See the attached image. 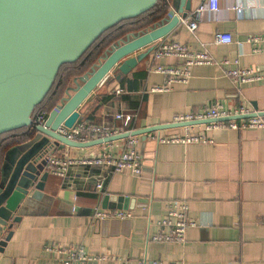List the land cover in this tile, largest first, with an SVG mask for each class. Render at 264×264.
<instances>
[{"label":"crops","instance_id":"0c3cea01","mask_svg":"<svg viewBox=\"0 0 264 264\" xmlns=\"http://www.w3.org/2000/svg\"><path fill=\"white\" fill-rule=\"evenodd\" d=\"M203 2L191 0L185 18ZM219 3L218 11L202 14L194 34L180 20L161 40L178 41L192 51L207 50L217 61L228 60L231 67L238 61L264 73V53H253L251 43L245 42L247 35L264 33V0ZM218 32L230 33L233 42L215 44ZM155 65L183 66V59H155L150 53L127 73L112 69L80 105V117L97 96L108 98L99 111V124L110 128L120 124L116 128L122 133L170 124L177 114L205 112L215 103L224 109L244 107L249 114L264 112V79L245 83L237 91L222 68L193 65L186 82L175 81L164 91H153L166 80L153 71ZM116 113L132 115V126L116 120ZM205 124L194 125L192 131L204 133L210 142L157 140L183 133L184 127L177 126L134 135L142 163L136 177L127 170L111 172L105 166L79 162L70 165L64 177L44 167L38 174L47 173L44 198L17 222H9L2 235L8 238L0 244V264H58L59 249L69 246H81L92 257L85 264H137L139 260L145 264L151 260L264 264V128L206 130ZM126 138L79 148V152L65 146L53 155L75 160L115 155ZM99 181L100 190L96 188ZM115 195L129 197L125 208L107 207L109 202H123L112 201ZM175 201L187 202L188 218L196 224L186 229L183 243L153 240L160 229L158 222ZM96 207L129 210L132 217L97 220L93 218Z\"/></svg>","mask_w":264,"mask_h":264},{"label":"water","instance_id":"95a60500","mask_svg":"<svg viewBox=\"0 0 264 264\" xmlns=\"http://www.w3.org/2000/svg\"><path fill=\"white\" fill-rule=\"evenodd\" d=\"M157 0H0V134L32 124V112L48 93L64 63L76 61L104 31L151 9ZM191 10V0H171L166 16L153 26L128 33L107 49L82 76L73 78L66 95L48 113L34 136L8 148L0 168V244L6 227L43 200L38 177L53 149L84 148L148 131L232 119H206L158 125L88 142L56 132L72 127L84 100L117 68L127 73L153 50ZM135 54V55H134ZM259 113V112H258ZM252 114L243 117L252 116ZM264 115L263 113H259ZM234 118H240L234 117ZM108 208H125L129 197L112 196Z\"/></svg>","mask_w":264,"mask_h":264},{"label":"built area","instance_id":"2783aa9c","mask_svg":"<svg viewBox=\"0 0 264 264\" xmlns=\"http://www.w3.org/2000/svg\"><path fill=\"white\" fill-rule=\"evenodd\" d=\"M219 0H205L195 10H193L191 16L181 19L190 33H195L198 22L201 20L202 14L207 12H216L219 10ZM239 9L238 7H233ZM156 44H153V50L151 53L154 58H160L165 56H174L183 59V66H162L155 65L152 67L153 71L166 76L164 85L152 87L153 91H164L167 89L168 84L172 82H186L190 76V66L193 65H215L222 68V72L225 76L229 77L233 87L239 91L240 87L245 83L260 81L264 79V73H260L255 68L244 67L235 61L234 67L230 66L228 60L217 61L207 51H192L185 44L174 40H161ZM158 41V40H157ZM156 41V42H157ZM215 44H229L233 42L230 33L218 32L215 34ZM245 42H249L252 45L253 53H264V33L250 34L246 36ZM241 45V42H237ZM121 90H117L120 92ZM249 114V110L244 107L238 109H224L220 103H215L205 112L197 113H181L174 116L172 123H184L190 121H202L206 119H222L227 116L232 119L215 121L206 123V130H213L218 128H230V129H247V128H264V115L255 112L252 116L243 117ZM47 113L39 109L32 117V124L35 126L43 125L47 117ZM132 115L124 113H116L115 119L122 121L126 126L131 120ZM240 118H234L239 117ZM198 125V124H196ZM195 125V126H196ZM200 125V124H199ZM194 125L183 126L184 131L181 134L161 137L157 139L161 143H179L188 144L195 142H210L204 133L192 131ZM56 132L63 137L76 142H88L96 138H104L112 135L121 134L116 127H108L105 125H93L88 122L76 123L67 128L64 125H60ZM125 132H130L125 130ZM151 138H155L154 135ZM137 138L135 136H128L125 142L120 147V152L117 154L103 153L102 155H94L91 157H84L80 159H73L68 157H57L53 154L47 156L46 166L50 172L56 176L64 177L67 168L79 162L82 164H90L97 166H105L111 172H121L124 170L130 171L135 177L142 171L141 157L135 149ZM96 188L99 190L102 188V183L99 181L96 184ZM132 217V213L129 210L124 209H101L94 208L93 218L97 220L101 219H128ZM196 223L188 218V204L185 201H175L169 204L167 208L166 216L158 222L160 227L159 232L153 237L155 241L164 242H176L183 243L185 241V231L188 227L194 226ZM62 253V257L59 259L58 264H85L92 257L88 256L81 246H69L63 249H59ZM145 260H139L137 264H145ZM150 264H164L158 260L149 261Z\"/></svg>","mask_w":264,"mask_h":264},{"label":"trees","instance_id":"16d2710c","mask_svg":"<svg viewBox=\"0 0 264 264\" xmlns=\"http://www.w3.org/2000/svg\"><path fill=\"white\" fill-rule=\"evenodd\" d=\"M170 3L171 0H157L156 4L148 11L134 18L120 21L98 36L76 61L61 65L48 93L34 108L31 117H33L35 112L39 109L44 110L48 114L50 110L59 104L62 101V98L65 97L66 89L73 78L82 76L86 73L111 45L120 38L125 37L126 34L136 33L147 29L163 19L167 14ZM107 101L108 98L100 99L98 96L94 98L90 109L78 119V122H88L93 125H101L99 124V111L102 104ZM130 124L131 121L127 128L132 126ZM115 127L120 128L122 125H115ZM35 133V125L31 124L27 127L18 128L0 134V168L6 150L15 144L30 140Z\"/></svg>","mask_w":264,"mask_h":264},{"label":"rangeland","instance_id":"374dc122","mask_svg":"<svg viewBox=\"0 0 264 264\" xmlns=\"http://www.w3.org/2000/svg\"><path fill=\"white\" fill-rule=\"evenodd\" d=\"M64 149V148H63ZM72 149V148H71ZM62 149L60 148V149H53V151L51 152L52 154H55V152L57 151V152H60ZM74 150L76 151V152H79V151H81L79 148H76V147H74Z\"/></svg>","mask_w":264,"mask_h":264}]
</instances>
